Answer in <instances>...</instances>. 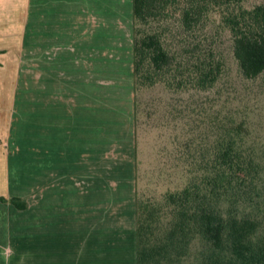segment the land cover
<instances>
[{
	"label": "crops",
	"instance_id": "0c3cea01",
	"mask_svg": "<svg viewBox=\"0 0 264 264\" xmlns=\"http://www.w3.org/2000/svg\"><path fill=\"white\" fill-rule=\"evenodd\" d=\"M132 28L131 0H0V264H135L133 175L105 166L133 104L88 90L108 63L132 77Z\"/></svg>",
	"mask_w": 264,
	"mask_h": 264
},
{
	"label": "trees",
	"instance_id": "16d2710c",
	"mask_svg": "<svg viewBox=\"0 0 264 264\" xmlns=\"http://www.w3.org/2000/svg\"><path fill=\"white\" fill-rule=\"evenodd\" d=\"M244 1L131 0L133 89L213 87L223 62L195 32L205 37L208 13L215 10L230 34L240 74L246 79L262 74L264 3L246 8ZM175 16L180 52L167 44L178 37L169 28ZM241 134V123L226 126L185 183L164 191L158 201L136 197L135 264H264V171L243 150ZM9 203L26 207L16 197Z\"/></svg>",
	"mask_w": 264,
	"mask_h": 264
},
{
	"label": "rangeland",
	"instance_id": "374dc122",
	"mask_svg": "<svg viewBox=\"0 0 264 264\" xmlns=\"http://www.w3.org/2000/svg\"><path fill=\"white\" fill-rule=\"evenodd\" d=\"M260 3L264 0H245L242 5L250 8ZM208 14L202 30L205 37L201 31L195 33L200 44L205 49L211 47L223 62L222 73L211 88L186 86L174 91L157 84L135 90L132 77L118 76L113 62L106 64L99 74L90 70L91 105L104 103L109 116L117 105L133 104L130 135L126 134V127L108 135L113 144L106 147L105 166L121 171L115 176L117 180L130 183L133 175L135 200L138 197L156 202L164 191L181 187L200 160L210 155L223 129L233 127L234 122L243 125V150L253 153L264 171V72L253 79L240 74L232 56L230 34L222 26L219 12ZM177 22L176 16L170 17L169 28L174 27L178 37L167 44L180 52L178 47L183 43ZM26 53V68L32 72L33 48H27Z\"/></svg>",
	"mask_w": 264,
	"mask_h": 264
}]
</instances>
